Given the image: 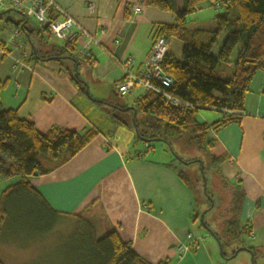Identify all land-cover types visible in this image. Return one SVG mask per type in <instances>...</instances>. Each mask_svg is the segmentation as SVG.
<instances>
[{
    "label": "crops",
    "instance_id": "crops-1",
    "mask_svg": "<svg viewBox=\"0 0 264 264\" xmlns=\"http://www.w3.org/2000/svg\"><path fill=\"white\" fill-rule=\"evenodd\" d=\"M54 1L99 43L93 49L96 63L92 66L75 54L81 60L77 68L80 80L87 89L101 86L104 92L97 89L92 98L82 92L71 79L73 65L69 62L31 60L34 36L30 40L22 33L14 44L11 39L7 43L5 37L10 36L15 26L10 27L5 21L0 28V44L4 45L0 48V80L7 84L1 103L5 109H18L20 117L42 134L52 127L80 131L89 126L102 133L58 169L27 179L48 206L70 216L51 232H44V236H51L60 226L70 229L74 222L78 224L71 232L62 234L60 241L53 239L55 247L44 250L41 261L64 264L76 257L70 245L81 234L84 224H89L97 239L116 230L122 241L130 243L131 249L149 264H222L220 250L219 257L216 247L208 243V235L195 226L198 208L193 192L167 166L174 156L154 146L146 152V147H140L142 141L136 139L134 130L115 122L113 108L97 103L119 102L116 86L124 76L111 57L119 61L132 58L136 67H140L150 55L155 27L172 25L174 16L147 6L145 0ZM220 1L205 3L217 12L222 10L216 6ZM91 4L95 5L94 11L90 9ZM136 5L140 7L139 13L134 11ZM177 5L182 10L184 0H177ZM126 10L130 18L126 17ZM189 17L185 28L194 30L187 27ZM213 21L216 22L215 14ZM49 36L47 33L44 38L47 40ZM225 37L221 35L214 55L218 54ZM174 38L179 41L176 46L172 44ZM183 44L180 38L172 37L170 51L179 57ZM50 47L51 44L41 46V52L50 51ZM244 111L239 123L218 132L211 131L208 137L213 141V156L224 159L219 167L220 175L228 182H239L245 192L242 219L253 227L247 247L264 255V72L254 77ZM98 113L104 118L99 126L91 115ZM220 118L221 113L217 111L198 114L200 123L212 124ZM20 180L0 177V198ZM36 243H40L39 239L23 250L28 253L23 261L34 260L30 249ZM180 246L185 248L181 254Z\"/></svg>",
    "mask_w": 264,
    "mask_h": 264
},
{
    "label": "trees",
    "instance_id": "trees-1",
    "mask_svg": "<svg viewBox=\"0 0 264 264\" xmlns=\"http://www.w3.org/2000/svg\"><path fill=\"white\" fill-rule=\"evenodd\" d=\"M206 1L215 0H184V8L179 10L177 0H145L147 6L174 16L172 25L155 27L154 38L164 37L169 43L172 37H178L184 42L181 55L177 57L169 50L163 63L164 71L174 80L173 86L164 90L179 100L181 107L167 103L162 95L151 91H145L131 105L123 102L97 103L113 108L112 118L116 123L134 131L137 128L136 139L149 146L146 152L155 143H163L172 148L173 142H184L192 148L199 156L186 161L175 152L177 157L167 166L174 169L178 178L193 192L198 208L194 219L197 221L208 210L204 224L213 231L223 247L224 257H220L221 260L232 257L241 249L252 251L256 259V251L247 247V242L253 235L252 224L242 219L245 192L239 182H228L220 175L219 167L224 159L213 156V141L208 134L240 122L251 83L258 72H264V0H222L216 5L222 9V13L215 16V30L186 29L187 17L197 11L200 3ZM17 12L23 19L18 22L7 20L6 24H13V28L20 29L30 40L35 35L42 40L39 46L31 43L33 51L30 59L71 63V79L86 93L87 87L80 80L79 73L78 76L75 75L81 62L75 54L79 55V47L55 43L51 44L50 51L43 54L40 47L50 45L44 38L49 33L48 27H40ZM126 12V17L130 18L129 10ZM49 18L58 20L61 17L55 8H51ZM222 34L226 37L218 54L214 55ZM50 37L53 38L51 35L48 38ZM3 46L0 44V48ZM236 49L238 52L234 60ZM6 50L4 51L7 52ZM221 64L233 66V73L227 79L219 75ZM6 84L0 80V177L6 180L19 177L21 180L9 187L0 198V232L7 222L10 226L14 224V227L17 224L25 225L31 233L51 232L63 219L70 216L58 213L48 206L27 179L47 175L66 164L102 132L90 126L80 131L52 127L42 134L32 123L20 117L18 109L3 108L1 94ZM206 110L221 113V118L212 124L200 123L198 114ZM200 162L204 166L207 185L208 175L213 174L219 177L222 189L227 192L222 200L207 188V194L214 201L213 208L204 193ZM194 166H199L202 196L207 203L203 210H199L203 203L198 197L197 180L194 182L190 172ZM75 217L81 219L80 216ZM200 229H204L201 223ZM206 234L212 238L219 252L217 241L207 231ZM74 243L82 245L81 250L73 247L79 260L80 257H86V264H149L131 249L130 243L122 241L116 230L97 239L94 229L89 224H84ZM0 264L4 263L0 260Z\"/></svg>",
    "mask_w": 264,
    "mask_h": 264
},
{
    "label": "rangeland",
    "instance_id": "rangeland-1",
    "mask_svg": "<svg viewBox=\"0 0 264 264\" xmlns=\"http://www.w3.org/2000/svg\"><path fill=\"white\" fill-rule=\"evenodd\" d=\"M200 3V5L197 7V11L201 10L200 12H198L195 15H190L189 17V24H188V28L189 29H196V28H201V29H207V30H215L217 28V24L216 22L213 21V17L214 14L215 16L217 14H221V11H217L215 12L214 10L208 8L206 5V3H209L208 1ZM13 9V10H12ZM18 10L10 7V8H0V28L1 26L3 27L5 21L7 20H11V21H15L18 22L20 19H23V16H21V14H19L17 12ZM211 15V17H210ZM33 21V20H32ZM34 22V21H33ZM10 27H12V24H9ZM11 34L13 35V32H11ZM9 37H5L7 43L9 42V40L11 39V35ZM38 35L34 36V40L33 42H35V44L37 46H39L41 44V37H39ZM55 38H47V40H45V42H47L48 44H54L56 43ZM178 40L176 38H174L172 40V44L174 46L178 45ZM221 40H220V44L221 45ZM47 46V45H45ZM44 51H47V49H44ZM215 52L217 51V46L215 47ZM237 52L238 49L235 50L234 53V57L237 56ZM9 60V58H8ZM233 66H231L230 64L227 66H224L223 64H221V66L218 69L219 75L221 78L227 79L228 77H230L233 73ZM76 75V73H75ZM99 89L102 92H104V88L101 86H94L91 88V90H89L88 88V97H93L94 93L96 92V90ZM87 91V90H86ZM145 93L144 89H135L131 95H128L126 98H119L118 101L119 102H123L126 104L131 105L133 100L136 99L137 97L143 95ZM87 95V94H86ZM119 115H121L118 112ZM92 116H94L98 126L100 125L101 122H103V117L101 116L100 113L98 114H91ZM173 147L172 149L174 150V152H176L180 157H182L183 159L190 160L193 159L197 156H199L198 154H196L194 152V150H192V148L186 146V144L184 142H173ZM140 147L142 149H145V144L142 142H140ZM157 150H165V151H170V153L173 155V153L171 152L170 147H168L166 144H162V143H155L153 145ZM152 152H154V150H152ZM175 157V155H173ZM179 165V164H178ZM199 166H194L192 167L190 170L191 172V176L194 180V182L197 180V184H198V197L199 200L202 204V207H199V210H203L207 207V203H205V197L203 198L202 196V182H201V177L199 174ZM207 179V178H206ZM5 188V187H4ZM207 188L210 192L215 193V195L217 196L216 198L218 199H222L224 200V197L227 195V192L224 191L220 185V180L217 176H214L213 174H209L208 175V185ZM2 190V188L0 189V191ZM2 192V191H1ZM0 192V194H1ZM220 196V197H219ZM219 204V201H217ZM223 203L220 204V208L219 211L222 207ZM219 214V212L216 214V216ZM211 217V216H210ZM77 223H73L72 226H70V229L73 227H77ZM65 226V225H64ZM64 226H60L59 230H57L54 234H52L51 236L48 235H43L44 232L46 231H36V233H31L29 231V229L27 228V226L25 225H21V224H17L14 227L10 226V224L7 222V224L3 225V229L0 232V259L4 264H43L42 260V253H45L46 249H53L55 246L54 242L52 241L54 240H59L62 237V234H65L67 232H71L70 229L65 228ZM195 226L200 228V219H197ZM216 226V225H214ZM45 230V229H44ZM74 231V230H73ZM72 231V232H73ZM201 231L205 234L206 231L204 229H201ZM43 232V233H42ZM33 234V237H32ZM35 240L39 239V244L36 243V245L30 249V252L32 251L33 255H34V260H29V261H23V259L25 257L28 256V253H26V251H23L26 246L30 243V242H34ZM60 241V240H59ZM208 243L213 244L214 242L212 240V238H207ZM82 244V242H81ZM70 246H75L78 249H82V245H79V243L77 244H72ZM216 247V245H215ZM62 249V248H61ZM20 250L22 251V253H20ZM217 250V255L220 257V255L218 254V249L216 247ZM48 251V250H47ZM29 252V253H30ZM228 252V250H227ZM79 260V256L77 255L74 258H71L69 260H66L64 264H86V257H80ZM45 264V263H44ZM47 264V263H46ZM222 264H253L252 263V255L248 252H242L240 253L236 258L234 259H225L224 261L222 260ZM255 264H264V255H261L260 253L257 254V257L255 259Z\"/></svg>",
    "mask_w": 264,
    "mask_h": 264
},
{
    "label": "built area",
    "instance_id": "built-area-1",
    "mask_svg": "<svg viewBox=\"0 0 264 264\" xmlns=\"http://www.w3.org/2000/svg\"><path fill=\"white\" fill-rule=\"evenodd\" d=\"M10 7L21 12L28 20H33L36 25L48 27L50 35L57 41L73 47L78 46L79 57L86 60L90 66L96 63L93 49L99 47V43L75 18L60 9L54 0H0V8ZM51 8H55L60 19L51 20L49 18ZM90 9L94 11L95 5L91 4ZM134 11L139 13L140 7L136 5ZM12 32L11 44H14L22 36V32L17 28H12ZM169 50V43L164 37L159 36L154 38L150 55L140 67H136L132 58L119 61L112 56V60L115 61L124 76V79L116 86L118 95L126 98L135 89L141 88L162 95L167 103L181 107V102L164 90V88H171L174 84V80L163 69L164 59ZM145 147L149 146L145 145ZM183 251L185 248L180 246V254Z\"/></svg>",
    "mask_w": 264,
    "mask_h": 264
},
{
    "label": "water",
    "instance_id": "water-1",
    "mask_svg": "<svg viewBox=\"0 0 264 264\" xmlns=\"http://www.w3.org/2000/svg\"><path fill=\"white\" fill-rule=\"evenodd\" d=\"M76 76H78V72L76 73ZM86 94L88 95V89L86 91ZM135 133H136V135H138L137 128H136ZM170 149H171V152L173 153V155H175V157H177L176 154H175V152L173 151V149L171 147H170ZM200 163H201V173H202L203 180H204V193L208 197V199H210V201H211V208H213L214 207V201L207 194V179H206V176L204 174V166H203L202 162H200ZM207 212H208V210L204 211L201 214V216H200V222L203 225L204 229L209 233V235L212 236L217 241L218 246H219V250H220V255L222 257H224L223 256V247H222V245L220 244V242H218V240H217L215 234L213 233V231L210 228H208L207 226H205V224H204V217H205V215H206ZM241 251L247 252L248 250L247 249H241V250L237 251L236 254L233 255L230 258L234 259L238 255V253L241 252ZM248 253H250L252 255V263L255 264V255H254V253L252 251H248ZM230 258H225V259H230Z\"/></svg>",
    "mask_w": 264,
    "mask_h": 264
}]
</instances>
